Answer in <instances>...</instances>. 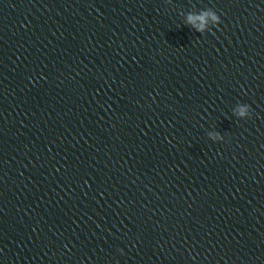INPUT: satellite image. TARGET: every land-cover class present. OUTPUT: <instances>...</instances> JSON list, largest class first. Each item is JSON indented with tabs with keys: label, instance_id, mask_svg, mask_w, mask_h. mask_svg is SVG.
Listing matches in <instances>:
<instances>
[{
	"label": "water",
	"instance_id": "obj_1",
	"mask_svg": "<svg viewBox=\"0 0 264 264\" xmlns=\"http://www.w3.org/2000/svg\"><path fill=\"white\" fill-rule=\"evenodd\" d=\"M0 264H264V0H0Z\"/></svg>",
	"mask_w": 264,
	"mask_h": 264
},
{
	"label": "clouds",
	"instance_id": "obj_2",
	"mask_svg": "<svg viewBox=\"0 0 264 264\" xmlns=\"http://www.w3.org/2000/svg\"><path fill=\"white\" fill-rule=\"evenodd\" d=\"M171 2V0H168ZM184 14V13H181ZM211 21V25L209 24ZM221 22L220 16L212 8L201 9L198 12L189 11L186 13L185 23L192 26L197 32L204 33L210 29V26H218ZM235 115L240 118H246L251 116L250 105L238 103L237 107L233 109ZM213 138H217V133H209ZM223 139V137H218Z\"/></svg>",
	"mask_w": 264,
	"mask_h": 264
}]
</instances>
